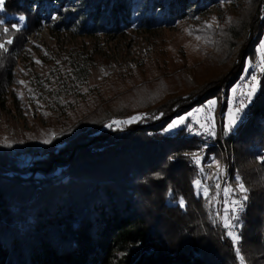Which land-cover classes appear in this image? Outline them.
Returning <instances> with one entry per match:
<instances>
[{
	"label": "trees",
	"instance_id": "trees-1",
	"mask_svg": "<svg viewBox=\"0 0 264 264\" xmlns=\"http://www.w3.org/2000/svg\"><path fill=\"white\" fill-rule=\"evenodd\" d=\"M53 1L5 0L4 22L19 24L23 16L29 36L43 26ZM222 1L59 0L65 15L60 27L87 36L119 34L134 25L171 28L210 16ZM232 14L215 41L214 54L231 65L219 80L155 110L116 116H145L121 131L105 127L110 121L81 129L59 140L43 161L24 163L0 148V264H240L236 246L244 264H264V163L258 162L264 156V74H258L246 119L227 137L226 146L217 141L222 150L236 154L230 184L235 186L239 177L249 189L247 207L236 221L242 237L238 245L213 222L215 209L194 187L201 180L212 188L213 181L204 177L218 150L185 129L165 134L170 121L212 99L220 102L223 91L226 101L241 81L246 59L258 61L264 0H243L240 12ZM81 62L73 70L72 85L65 86L69 92L89 78L88 65ZM10 80L8 71L0 93ZM195 152L204 155L203 172L186 155Z\"/></svg>",
	"mask_w": 264,
	"mask_h": 264
},
{
	"label": "rangeland",
	"instance_id": "rangeland-1",
	"mask_svg": "<svg viewBox=\"0 0 264 264\" xmlns=\"http://www.w3.org/2000/svg\"><path fill=\"white\" fill-rule=\"evenodd\" d=\"M53 3L54 7L45 11L43 26L29 36L23 29L25 18L13 24L20 28L17 32L4 22L5 10L0 11L3 27L9 28L8 37L0 28V40L14 41L8 45V53L0 55V82L8 71L11 79L0 93V148L28 164L35 159L45 160L46 152L59 140L71 139L81 129L112 121L116 116L155 110L170 99L188 95L199 86L222 78L231 65H224L225 59L220 62L214 54L217 33L232 13L240 12L243 0H223L210 16L181 21L171 28L157 26L145 30L134 25L119 34L96 36L79 34L74 27H60L65 20L64 9L59 0ZM208 23L212 24L211 30L206 28ZM196 36L201 39L197 40ZM37 60L42 63L37 64ZM81 61L88 65L89 78L83 85L76 84L75 92L73 89L69 92L65 86L69 89L72 85L73 70ZM256 63L259 65V55ZM248 72L257 76L260 73L258 67L246 66L241 81L229 90L226 101L223 91L220 102L212 99L217 101L215 106L210 105V100L186 112L182 116L191 113L187 126L172 131L165 129V134L174 136L185 129L203 142L221 141L226 146L230 135L226 130L228 114L235 111L236 102L241 105L248 99L239 94L234 97L231 90L244 85L240 91H246ZM21 93L23 99L19 98ZM32 93L42 107L31 99ZM223 102L225 110H222ZM245 109L240 113L237 127L246 119ZM210 119L215 122L216 137L196 135L195 132L203 131L196 122ZM52 133L56 136L52 143H42ZM6 142L12 147L4 146ZM216 152L208 164L216 158L222 167L227 155L236 160L233 150L223 147L222 152ZM216 172L213 166L210 173ZM211 187L215 191L213 184Z\"/></svg>",
	"mask_w": 264,
	"mask_h": 264
},
{
	"label": "snow or ice",
	"instance_id": "snow-or-ice-1",
	"mask_svg": "<svg viewBox=\"0 0 264 264\" xmlns=\"http://www.w3.org/2000/svg\"><path fill=\"white\" fill-rule=\"evenodd\" d=\"M227 2V0H226ZM5 5V0H0V11H3ZM21 20L24 19L23 16L20 17ZM55 19V17H54ZM3 21L0 20V28H2V32L5 37H8L9 35V28L8 27H3ZM12 28L19 32L20 28L17 25H12ZM206 28L211 30L212 29V24L208 23L206 24ZM189 35H192L191 32H189ZM197 40H200V36H196ZM13 39L7 38V39H2L0 40V55L6 54L9 51L8 45L13 44ZM257 52L259 55V65H256L255 59H246V66L248 68H254L258 67L260 73L264 74V41H261L258 45ZM37 64H41L42 62L37 60ZM22 85L25 84L24 81H20ZM246 85V91H240L241 87H245L244 85H238L234 87L231 91L233 96L235 97L237 94L240 96H246L248 99L242 103L241 105L235 107L234 112H230L228 114L227 118V125H226V130L229 133H232L240 119V113L244 107H246V104L250 102L251 97L255 94L257 91V86L259 85V78L255 74H249V77L245 81ZM31 93V89L29 90ZM19 98L23 99V94H19ZM31 99L36 100L38 106L42 107V105H39V101L37 100L36 96L34 93L31 94ZM210 105L215 106L217 101L216 100H211ZM204 109H197V111H203ZM191 113H189L186 116L178 117L172 121L166 126L167 131H172L177 128H180L181 126H187L186 122L189 119V116ZM145 119V116L143 115H138L131 117L130 119L127 120H117L114 119L107 123L105 127L109 129H114L117 131L123 130V125H130L132 123H137ZM197 125L199 126L200 129L203 131H197L195 132L196 135H208L210 137H216L217 133L215 130V122L214 120H207L204 122L197 121ZM191 131V129H188ZM56 138L55 133L51 134V138L45 139L42 141L44 144H51L52 141ZM7 140V138H5ZM23 141H21L22 143ZM6 147H12L11 143L6 142L5 145ZM186 155H191L197 166L199 167L200 171L203 172L205 169V165L202 163V157L200 156L199 152L195 153H186ZM258 162L264 163V156L258 157ZM215 166L217 169L216 173H210L209 175L205 176V180L211 179L213 181L214 189H210L207 187L203 181L201 180H196L194 182V187L196 190V194L202 198H204L208 203L210 208H214V213H213V222L214 223H220L221 226L225 229V235L230 237L235 244L238 245V243L242 240V237L237 235V229L240 227L238 223H236L238 217H237V212L241 210L244 206L243 202L241 201L240 197L242 196L243 201L246 202L248 199V191L249 189L246 187L245 183L239 178H236V184L233 186L232 184H224L222 187L221 180L223 175L226 173L221 170V164L220 161L217 160L216 158H213L212 164L206 165L207 168H212ZM178 204L181 208L186 207V202L183 198L178 199ZM216 205H219V207H216ZM235 251L237 253V257L240 261V264H244L245 262V256L241 254V249L239 246L235 247Z\"/></svg>",
	"mask_w": 264,
	"mask_h": 264
},
{
	"label": "built area",
	"instance_id": "built-area-1",
	"mask_svg": "<svg viewBox=\"0 0 264 264\" xmlns=\"http://www.w3.org/2000/svg\"><path fill=\"white\" fill-rule=\"evenodd\" d=\"M238 105H239V103L236 102L235 103V106H238ZM221 143H223V142H221ZM204 144L206 146H211V147H214V148H218V150H220L222 152V147H221V145L218 142L208 141L207 139H205L204 140ZM232 154H234V153H232ZM200 156L202 158H204V155L203 154H200ZM225 161H227V162L225 163ZM223 162H224V164H222L221 170L224 171L226 174L223 175L222 180H221L222 187L224 186V184H230V182H231L232 175H233L234 160H231L230 159V156L227 155V159L224 160ZM210 171H211V168L210 169L207 168L206 171H205V173H209ZM240 199L243 202L244 206H243V208L241 210H239L237 212V217H239L241 214H243L244 213V210H245V202L243 201L242 196L240 197ZM224 231H225V229H224Z\"/></svg>",
	"mask_w": 264,
	"mask_h": 264
}]
</instances>
